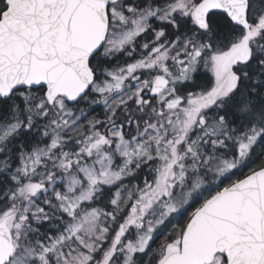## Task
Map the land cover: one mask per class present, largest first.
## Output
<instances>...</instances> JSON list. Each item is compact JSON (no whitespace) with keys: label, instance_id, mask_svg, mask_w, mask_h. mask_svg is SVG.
<instances>
[{"label":"snow or ice","instance_id":"6c2138e0","mask_svg":"<svg viewBox=\"0 0 264 264\" xmlns=\"http://www.w3.org/2000/svg\"><path fill=\"white\" fill-rule=\"evenodd\" d=\"M0 264H264V0H0Z\"/></svg>","mask_w":264,"mask_h":264},{"label":"rangeland","instance_id":"374dc122","mask_svg":"<svg viewBox=\"0 0 264 264\" xmlns=\"http://www.w3.org/2000/svg\"><path fill=\"white\" fill-rule=\"evenodd\" d=\"M96 114L97 115H101L102 116V111H101V108H97V110H96ZM163 237H161V239H162Z\"/></svg>","mask_w":264,"mask_h":264},{"label":"trees","instance_id":"16d2710c","mask_svg":"<svg viewBox=\"0 0 264 264\" xmlns=\"http://www.w3.org/2000/svg\"><path fill=\"white\" fill-rule=\"evenodd\" d=\"M210 75V74H209Z\"/></svg>","mask_w":264,"mask_h":264}]
</instances>
